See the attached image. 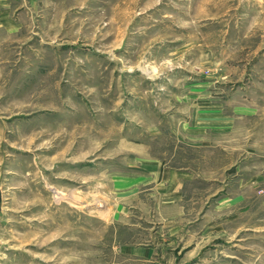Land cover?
I'll return each mask as SVG.
<instances>
[{
	"label": "rangeland",
	"instance_id": "obj_1",
	"mask_svg": "<svg viewBox=\"0 0 264 264\" xmlns=\"http://www.w3.org/2000/svg\"><path fill=\"white\" fill-rule=\"evenodd\" d=\"M21 3L0 264H264V0Z\"/></svg>",
	"mask_w": 264,
	"mask_h": 264
},
{
	"label": "crops",
	"instance_id": "obj_2",
	"mask_svg": "<svg viewBox=\"0 0 264 264\" xmlns=\"http://www.w3.org/2000/svg\"><path fill=\"white\" fill-rule=\"evenodd\" d=\"M21 2L22 0H0V28H21V25L14 19L18 11L22 10ZM13 20H15L14 25Z\"/></svg>",
	"mask_w": 264,
	"mask_h": 264
},
{
	"label": "water",
	"instance_id": "obj_3",
	"mask_svg": "<svg viewBox=\"0 0 264 264\" xmlns=\"http://www.w3.org/2000/svg\"><path fill=\"white\" fill-rule=\"evenodd\" d=\"M0 210H1V191H0Z\"/></svg>",
	"mask_w": 264,
	"mask_h": 264
},
{
	"label": "bare ground",
	"instance_id": "obj_4",
	"mask_svg": "<svg viewBox=\"0 0 264 264\" xmlns=\"http://www.w3.org/2000/svg\"><path fill=\"white\" fill-rule=\"evenodd\" d=\"M2 197V196H1Z\"/></svg>",
	"mask_w": 264,
	"mask_h": 264
}]
</instances>
